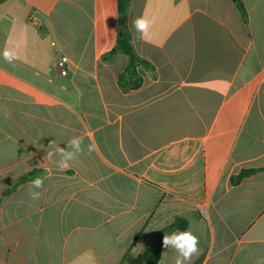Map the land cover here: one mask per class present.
<instances>
[{
  "label": "crops",
  "instance_id": "obj_1",
  "mask_svg": "<svg viewBox=\"0 0 264 264\" xmlns=\"http://www.w3.org/2000/svg\"><path fill=\"white\" fill-rule=\"evenodd\" d=\"M242 2L246 21L233 0H130L151 68L123 90L128 56L103 59L118 0H0V264H130L176 218L199 238L189 264H264V0ZM77 136L85 154L60 170L48 146ZM32 171L40 199L7 193Z\"/></svg>",
  "mask_w": 264,
  "mask_h": 264
},
{
  "label": "clouds",
  "instance_id": "obj_2",
  "mask_svg": "<svg viewBox=\"0 0 264 264\" xmlns=\"http://www.w3.org/2000/svg\"><path fill=\"white\" fill-rule=\"evenodd\" d=\"M133 28L137 34L136 39L146 40L150 39V28L152 21L144 15L136 17L133 22ZM135 43V41H133ZM3 57L8 62H13L19 59L18 53L14 50L5 49ZM47 151V158L51 160L54 156L58 157L57 167L60 170H69L72 167V162L77 159L81 154H85L83 147V137H73L67 142V148H62L56 144L55 140L52 141ZM96 145L90 143L87 146V154L95 151ZM44 177H34L29 182L31 191L29 196L33 200L40 199L42 193L38 191L44 186ZM162 245L166 249H174L179 255L175 264H189L192 257L199 251V238L189 230L174 231L171 234L163 236Z\"/></svg>",
  "mask_w": 264,
  "mask_h": 264
},
{
  "label": "trees",
  "instance_id": "obj_3",
  "mask_svg": "<svg viewBox=\"0 0 264 264\" xmlns=\"http://www.w3.org/2000/svg\"><path fill=\"white\" fill-rule=\"evenodd\" d=\"M235 6L237 7L243 21H246V11L243 5L242 0H233ZM130 5V0H118V12L120 18H124L128 7ZM116 52H122L127 55L129 58L128 66L125 69L124 73H122L118 78V84L123 90L135 89L141 83V78L137 74L138 68H143L149 70L151 66L145 60L139 58L131 44L130 34L126 28L125 22L119 23V34L116 42V46L114 49L109 52L107 55L103 57V59L108 60L111 59L112 56ZM257 170H243L239 172L236 176L231 178V183L233 185L238 184L243 178L248 177L254 174ZM42 173L39 171H32L29 174L20 178L8 191L10 193L15 191L19 186L30 182V180L34 177H41ZM187 227V223L185 220L181 218H176L172 224H170L167 228L162 230L157 236L154 243L148 247L141 255L133 260H129L130 264H145L146 260H149L147 264H155L159 257L162 247L163 236L165 234H169L172 230H185Z\"/></svg>",
  "mask_w": 264,
  "mask_h": 264
},
{
  "label": "built area",
  "instance_id": "obj_4",
  "mask_svg": "<svg viewBox=\"0 0 264 264\" xmlns=\"http://www.w3.org/2000/svg\"><path fill=\"white\" fill-rule=\"evenodd\" d=\"M30 22L31 24L36 28V29H40L41 28V23L37 20L34 19L33 17H30ZM67 64H68V59L65 56H61L57 59L56 61V67L58 69V72L60 75L62 76H67L68 75V68H67Z\"/></svg>",
  "mask_w": 264,
  "mask_h": 264
},
{
  "label": "water",
  "instance_id": "obj_5",
  "mask_svg": "<svg viewBox=\"0 0 264 264\" xmlns=\"http://www.w3.org/2000/svg\"><path fill=\"white\" fill-rule=\"evenodd\" d=\"M122 22H124V18L121 19ZM149 260H146L145 264H147Z\"/></svg>",
  "mask_w": 264,
  "mask_h": 264
}]
</instances>
